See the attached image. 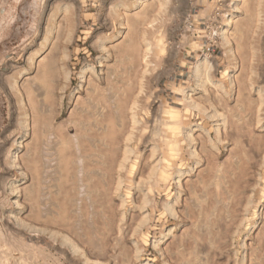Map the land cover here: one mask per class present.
Returning <instances> with one entry per match:
<instances>
[{"label": "rangeland", "instance_id": "obj_1", "mask_svg": "<svg viewBox=\"0 0 264 264\" xmlns=\"http://www.w3.org/2000/svg\"><path fill=\"white\" fill-rule=\"evenodd\" d=\"M0 20L20 156L0 264H242L254 238L260 259L264 0H0Z\"/></svg>", "mask_w": 264, "mask_h": 264}, {"label": "crops", "instance_id": "obj_2", "mask_svg": "<svg viewBox=\"0 0 264 264\" xmlns=\"http://www.w3.org/2000/svg\"><path fill=\"white\" fill-rule=\"evenodd\" d=\"M18 131L19 130L15 129L11 125H0V166L8 170L9 175L7 176V179L12 183L15 182L12 170H15V166L18 164L17 159L20 157L16 150L19 140ZM28 159L30 161V155L28 156ZM9 188H11V186ZM244 243L247 245L248 250L247 255L242 256V264H256V259H258V256H256V238L244 241ZM259 257L260 259H258L259 262L257 264H264V251L261 252Z\"/></svg>", "mask_w": 264, "mask_h": 264}, {"label": "bare ground", "instance_id": "obj_3", "mask_svg": "<svg viewBox=\"0 0 264 264\" xmlns=\"http://www.w3.org/2000/svg\"><path fill=\"white\" fill-rule=\"evenodd\" d=\"M61 153V152H60ZM61 158H63L62 156H61ZM65 159H67V158H65ZM63 161H65L64 159H63ZM66 163V161L64 162V164ZM67 164V163H66ZM64 166V165H63ZM65 167H66V165H65Z\"/></svg>", "mask_w": 264, "mask_h": 264}, {"label": "built area", "instance_id": "obj_4", "mask_svg": "<svg viewBox=\"0 0 264 264\" xmlns=\"http://www.w3.org/2000/svg\"><path fill=\"white\" fill-rule=\"evenodd\" d=\"M206 49H208V48H206Z\"/></svg>", "mask_w": 264, "mask_h": 264}]
</instances>
